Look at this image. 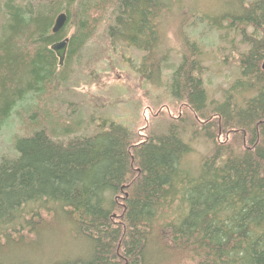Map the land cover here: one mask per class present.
<instances>
[{"label":"trees","instance_id":"trees-1","mask_svg":"<svg viewBox=\"0 0 264 264\" xmlns=\"http://www.w3.org/2000/svg\"><path fill=\"white\" fill-rule=\"evenodd\" d=\"M177 1L0 0V129L19 116L26 132L16 138L15 157L0 160V264H29L20 251L57 225L81 256L54 264H264V0H226L227 13L204 19L245 46L222 102L205 90L197 39L180 33V63L167 65L174 50L165 26ZM109 11L107 38L142 54L139 77L157 86L170 70L171 97L204 120L212 149L197 167L185 165L192 149L175 126L135 137L111 122L58 140L80 125L69 129L58 119L55 129L44 96L66 82L68 62ZM61 13L66 23L53 34ZM64 38L60 68L50 47Z\"/></svg>","mask_w":264,"mask_h":264},{"label":"rangeland","instance_id":"rangeland-1","mask_svg":"<svg viewBox=\"0 0 264 264\" xmlns=\"http://www.w3.org/2000/svg\"><path fill=\"white\" fill-rule=\"evenodd\" d=\"M38 1L41 0H32V5ZM228 5L226 0H179L174 3L173 11L168 16L170 22L165 26L169 44L174 50L167 62L168 67L180 63L178 48L180 39H183L181 36L195 38L203 45L201 62L205 72L202 80L209 100L213 102H222L225 92L238 78L236 53L245 49L232 31H215L204 23V19L219 18L227 13L233 4ZM186 16H193L191 22L188 20V25L185 23ZM3 21L0 22V37ZM110 24L109 11L100 21L95 36L68 62L66 82L54 83L57 87L50 88L49 94L46 92L44 96L43 103H46L49 113H55V129H60L58 119L62 127L64 124L69 128V123L72 126L80 125L74 133H67L66 136L59 133L57 136H61L58 140L96 133L102 124L111 122L124 126L135 137L137 134H164L170 126H175L181 140L192 149V153L184 158L185 165L197 167L212 149V144L205 141L200 130L204 120L195 121L184 102L171 97L168 88L170 70L162 73L157 86L139 77L135 69L142 54L108 40L107 28ZM23 122L24 119L14 116L9 126L0 129V160L15 157L16 138L26 135ZM218 138L225 139L221 135ZM64 233H67V229L58 228V225L55 235L43 233L39 244L29 248L30 251L27 250L30 246L26 245L20 251V260L29 264H54L65 257L81 256L78 253L80 247L70 242Z\"/></svg>","mask_w":264,"mask_h":264},{"label":"water","instance_id":"water-1","mask_svg":"<svg viewBox=\"0 0 264 264\" xmlns=\"http://www.w3.org/2000/svg\"><path fill=\"white\" fill-rule=\"evenodd\" d=\"M67 17L64 13L59 14L53 24L52 33L56 34L63 29L66 23ZM68 39L64 38L62 41L54 43L50 49L55 54L58 60V67H62L66 58ZM261 68L264 70V62Z\"/></svg>","mask_w":264,"mask_h":264},{"label":"bare ground","instance_id":"bare-ground-1","mask_svg":"<svg viewBox=\"0 0 264 264\" xmlns=\"http://www.w3.org/2000/svg\"><path fill=\"white\" fill-rule=\"evenodd\" d=\"M191 152V151H190Z\"/></svg>","mask_w":264,"mask_h":264}]
</instances>
